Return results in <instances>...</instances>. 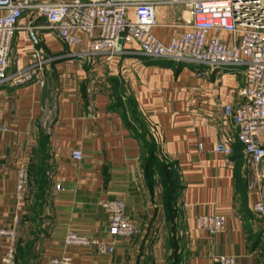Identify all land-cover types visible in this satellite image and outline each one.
I'll return each mask as SVG.
<instances>
[{"label":"crops","instance_id":"obj_1","mask_svg":"<svg viewBox=\"0 0 264 264\" xmlns=\"http://www.w3.org/2000/svg\"><path fill=\"white\" fill-rule=\"evenodd\" d=\"M154 12L158 22L150 33L163 44L190 28V16L180 5L159 4ZM29 20L25 14L19 24ZM32 23L40 26L37 48L44 60L45 85L0 84V228L19 215L17 165L24 162L31 172L46 140L48 187L40 214H35L41 222L34 227L28 264H47L50 256L60 254L68 255L71 264H167L161 189L149 187L141 166L147 142L178 176L180 212L174 229L180 264H217L213 255H233L236 264H264V217L251 211L252 202L264 203V187L252 182L236 128L222 114L224 104L240 101L244 78L239 68L148 56L131 45L94 64L72 57L41 15ZM218 36L231 41L228 33ZM30 44L26 29L17 30L10 71L31 63ZM224 136L230 154L214 151ZM72 149L82 152L81 161L71 159ZM29 182L30 191L33 174ZM57 182L60 191L54 189ZM111 199L124 202L139 228L137 235L109 236L101 204ZM29 212L26 195L17 226L20 242L32 234L26 222ZM211 213L225 216L223 232L209 235L195 228L198 215ZM68 230L89 239H112L114 251L100 256L89 246H64ZM6 249L7 239L0 236V264ZM16 259L19 264L18 250Z\"/></svg>","mask_w":264,"mask_h":264},{"label":"built area","instance_id":"obj_2","mask_svg":"<svg viewBox=\"0 0 264 264\" xmlns=\"http://www.w3.org/2000/svg\"><path fill=\"white\" fill-rule=\"evenodd\" d=\"M159 4L180 5L190 16V28L172 36L168 44L161 43L150 33L158 22L154 7ZM0 10H3L0 15V84L20 86L35 82L45 85L44 60L37 48L40 26L32 23L36 15L43 17L46 27L55 30L72 57L89 58L94 64L100 58L111 60L123 45H131L148 56L203 63L212 68H239L244 78L239 90L240 101L236 106L224 104L222 114L236 128L252 182L264 187V0H0ZM25 14L30 20L21 26L19 20ZM21 28L26 29L30 38L31 63L10 71L11 45ZM218 32L228 33L230 43L221 40ZM214 151L232 152L226 136L215 144ZM70 157L79 162L83 154L79 149H72ZM28 185V167L20 162L15 170L19 215L10 225L0 228V236L7 239L3 264H15L17 226ZM54 189L62 190L59 182ZM101 206L107 212L109 236L131 238L139 233V228L125 212L122 200H107ZM251 211L264 217L263 201L252 202ZM194 226L215 235L225 230L226 218L220 213L198 215ZM63 244L89 246L100 256L114 251L112 239H89L74 230L66 232ZM211 259L217 264H236L233 255H213ZM47 264H71V260L66 254L52 255Z\"/></svg>","mask_w":264,"mask_h":264},{"label":"rangeland","instance_id":"obj_3","mask_svg":"<svg viewBox=\"0 0 264 264\" xmlns=\"http://www.w3.org/2000/svg\"><path fill=\"white\" fill-rule=\"evenodd\" d=\"M149 155V150L146 149L143 152V155L141 157V161H145V159L148 157ZM144 163V162H143ZM40 164L39 162L35 165V167L33 168V183L30 187V191H29V185H28V192H27V198H28V207L30 209L29 212V217L26 218V222H28V226L31 227V237L29 240H22V242H20V240H17V250L19 252V264H28V260L32 255V236H34V231H35V225L40 223V216L38 215L37 217H35L36 212L39 213V207L41 205V201L43 199V197L40 195V187L41 185L37 183L38 179H41V184H43V182L45 183V181L47 182V175L45 173V171L40 170ZM168 172L170 173V175L172 177H174V179H176V171L173 167H169ZM152 173H153V184H152V188L154 189L156 186H159L161 189V194H160V203L164 212L163 215V219H164V224L165 226H167L168 228V233H167V247H168V254L166 256V262L167 264H171L173 262V254H174V240H176L177 242V247H176V251L179 252V235L176 233V230L174 229V224H175V220L177 219L178 215H179V206L177 203V199H175L172 204L170 205V207L168 208L165 204V193L168 192V189L164 188L162 186V182L161 180V176H158L159 174V169L158 167H153L152 169ZM30 183V182H29ZM29 194V195H28ZM170 209V210H169ZM40 214V213H39ZM22 243V244H21ZM17 260V259H16ZM17 262V261H16Z\"/></svg>","mask_w":264,"mask_h":264},{"label":"trees","instance_id":"obj_4","mask_svg":"<svg viewBox=\"0 0 264 264\" xmlns=\"http://www.w3.org/2000/svg\"><path fill=\"white\" fill-rule=\"evenodd\" d=\"M146 148L149 150V155L148 157L145 159V161H141V166L144 172V177L147 180L149 187H152L153 184V173H152V169L153 167H158L159 169V174L158 176H161V182H162V186L166 189H168V192L165 193L164 197V201L166 206L169 208L170 205L172 204V202L177 199L178 197V193L180 191V185L178 182V176L176 173V179H174V177H172L170 175V173L168 172L169 167L172 166H168L166 164H163L155 155V153H153V145L149 142L145 143ZM47 154H46V140L45 137L42 139L41 142V147H40V170L45 171L46 167H45V163H43V160L46 158ZM29 172V179H30V175L33 174V170L28 169ZM38 185L40 184V195L42 196L44 193V190L48 187V180L47 182L45 181V183L43 182V184H41V179L37 180ZM170 210V209H169ZM174 254L172 256L173 258V262L171 264H180L181 262V257H180V253L177 252L176 247H177V242L176 240H174ZM16 252H17V243H16ZM15 261H16V254H15Z\"/></svg>","mask_w":264,"mask_h":264},{"label":"water","instance_id":"obj_5","mask_svg":"<svg viewBox=\"0 0 264 264\" xmlns=\"http://www.w3.org/2000/svg\"><path fill=\"white\" fill-rule=\"evenodd\" d=\"M119 43L121 44V41H119Z\"/></svg>","mask_w":264,"mask_h":264}]
</instances>
